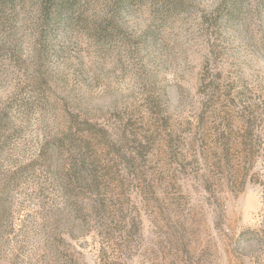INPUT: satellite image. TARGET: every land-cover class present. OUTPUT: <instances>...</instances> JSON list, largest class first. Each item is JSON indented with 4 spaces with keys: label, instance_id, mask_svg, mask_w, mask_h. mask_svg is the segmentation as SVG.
Instances as JSON below:
<instances>
[{
    "label": "rangeland",
    "instance_id": "374dc122",
    "mask_svg": "<svg viewBox=\"0 0 264 264\" xmlns=\"http://www.w3.org/2000/svg\"><path fill=\"white\" fill-rule=\"evenodd\" d=\"M0 264H264V0H0Z\"/></svg>",
    "mask_w": 264,
    "mask_h": 264
}]
</instances>
